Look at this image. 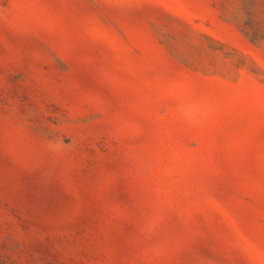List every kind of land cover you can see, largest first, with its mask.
Instances as JSON below:
<instances>
[{"label":"rangeland","instance_id":"374dc122","mask_svg":"<svg viewBox=\"0 0 264 264\" xmlns=\"http://www.w3.org/2000/svg\"><path fill=\"white\" fill-rule=\"evenodd\" d=\"M0 264H264V0H0Z\"/></svg>","mask_w":264,"mask_h":264}]
</instances>
